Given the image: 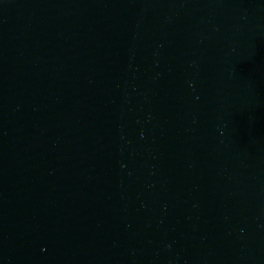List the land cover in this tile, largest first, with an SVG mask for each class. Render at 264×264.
<instances>
[{"label": "water", "instance_id": "95a60500", "mask_svg": "<svg viewBox=\"0 0 264 264\" xmlns=\"http://www.w3.org/2000/svg\"><path fill=\"white\" fill-rule=\"evenodd\" d=\"M0 264H264V0H0Z\"/></svg>", "mask_w": 264, "mask_h": 264}]
</instances>
